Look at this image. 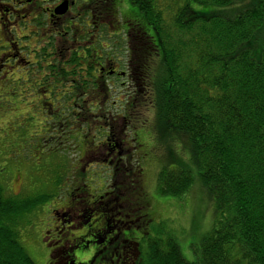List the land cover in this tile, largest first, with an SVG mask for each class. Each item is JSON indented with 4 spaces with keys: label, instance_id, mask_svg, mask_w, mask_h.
I'll return each mask as SVG.
<instances>
[{
    "label": "trees",
    "instance_id": "16d2710c",
    "mask_svg": "<svg viewBox=\"0 0 264 264\" xmlns=\"http://www.w3.org/2000/svg\"><path fill=\"white\" fill-rule=\"evenodd\" d=\"M129 1L137 9L129 10L127 18L141 19L142 34L151 37V43L138 45L148 81L140 83L144 92H139L124 117H109V125L121 131L131 125L142 134L150 125L144 114L158 111L156 125L163 133L162 125L166 127L168 137L185 140L190 155L185 164L178 160L175 167L165 166L158 172L157 192L186 195L195 184V167L218 214L213 229L195 244V260L186 259L178 242L169 238L163 244L150 243L147 259L140 264H264V0L168 3L167 17L154 10L161 0ZM105 3L114 15L116 0ZM117 4L121 15L127 11L124 3L121 6L118 0ZM5 29L3 21L0 43L7 38ZM20 49L29 57L39 54L35 46ZM39 55L52 83L65 80L68 74L61 73L60 66L55 70L52 54L41 49ZM12 84L0 93V100L7 104L15 98L29 103L48 100L44 98L48 88ZM124 103L109 104L118 108ZM92 119L84 115L83 125L77 122L70 133L77 130L80 142L88 144L93 139L96 144L94 136L100 130L92 127ZM132 178V172L122 177L128 189H133ZM52 196L10 198L0 185V264H37L21 242L18 223L23 213Z\"/></svg>",
    "mask_w": 264,
    "mask_h": 264
},
{
    "label": "flooded vegetation",
    "instance_id": "af4514ba",
    "mask_svg": "<svg viewBox=\"0 0 264 264\" xmlns=\"http://www.w3.org/2000/svg\"><path fill=\"white\" fill-rule=\"evenodd\" d=\"M107 1L111 2L0 0V24L5 22L7 34L3 48L9 49L6 56L11 64L16 61L23 66L21 75L28 77L25 84L48 88L45 99L71 100L79 106L74 116L94 117L92 127L100 130L99 136H94L96 144L93 139L88 142L90 146L77 144L79 154H84L78 164L105 167L96 174H86L88 168H81L85 179L74 180L63 202H56L50 211L43 236L50 249L47 264H111L114 258L116 264H139L141 245L152 241L150 228L155 214L145 188V166L154 157L153 147L143 133H128L109 125V117H124L139 92L143 93L140 83H147V70L140 62L138 45L151 43V37L142 34L141 19H125L119 13L118 0L111 16ZM14 44L18 48L13 52L10 46ZM22 46L52 54L55 70L60 66L61 73L68 74L65 80L52 83L42 57H29L21 51ZM74 74L81 76L74 78ZM110 101L125 103L110 108ZM128 129L134 128L130 125ZM106 172H112L108 184L100 180V173ZM129 172L133 189L122 180ZM98 174V179H89V175Z\"/></svg>",
    "mask_w": 264,
    "mask_h": 264
},
{
    "label": "rangeland",
    "instance_id": "374dc122",
    "mask_svg": "<svg viewBox=\"0 0 264 264\" xmlns=\"http://www.w3.org/2000/svg\"><path fill=\"white\" fill-rule=\"evenodd\" d=\"M175 2L183 5L186 0H161L154 10L163 11V16L167 17L168 3ZM123 9L126 7L124 6ZM123 16L125 19L128 17L126 14ZM14 40L16 38H13ZM124 43L127 44L126 41ZM4 45L7 43H0V93L12 87L13 82L23 83L24 79L28 78L26 75H21L22 65L15 66L8 61V57L3 53L9 49L1 47ZM10 47L13 52L18 48L16 44ZM52 62L55 61L52 60ZM160 68L164 69L162 62ZM6 75H9L7 79H5ZM7 102V100H0V185L4 188L5 196L22 199L45 193L54 195L60 188L65 189L70 186L74 180L83 181L86 172L81 171V168L87 169V165L78 164V158L83 157L84 154H79L75 143L78 132L70 133L69 129L76 124L73 122L75 118L73 113H78L72 101L61 98L60 101L48 99L29 103L15 98L9 104ZM53 107L57 108L58 118L51 115L50 108ZM70 109H74V112L72 113ZM144 115L148 122L151 121L148 128L152 146L156 155L160 156L146 165L145 186H147L146 191L152 205V212L155 214V221L150 228L151 238H156L157 242L162 244L167 239L174 238L184 257L193 261L196 257L195 244L199 243L216 223L218 214L215 202L202 187L195 167H192L195 184L186 195L162 196L157 192L158 172L165 166L175 167L177 163H180L178 160L185 164L190 151L185 140L181 138L177 140L174 136L168 137V129L163 125L162 130L165 133L160 130L159 125H156L158 111H153L151 116L146 113ZM77 117L79 118L77 122L83 125L84 115ZM14 118H17L19 122H14ZM30 118L35 120L34 123L29 121ZM24 122L36 126L24 125ZM90 138L91 136L88 140ZM39 139L42 141L40 142ZM93 169L96 174L98 166L94 165ZM89 177L99 178L94 175ZM55 203L53 202L51 207L47 205L33 207L25 216H23L24 213L22 214L18 223L21 242L37 264L48 262L49 248L43 240V234L46 231V217L50 214L48 210H51ZM147 255L148 253L145 259ZM115 261L116 258L111 264H116Z\"/></svg>",
    "mask_w": 264,
    "mask_h": 264
},
{
    "label": "water",
    "instance_id": "95a60500",
    "mask_svg": "<svg viewBox=\"0 0 264 264\" xmlns=\"http://www.w3.org/2000/svg\"><path fill=\"white\" fill-rule=\"evenodd\" d=\"M65 11V10H64Z\"/></svg>",
    "mask_w": 264,
    "mask_h": 264
}]
</instances>
